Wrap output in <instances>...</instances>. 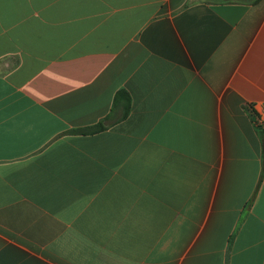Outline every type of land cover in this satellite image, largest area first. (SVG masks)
I'll use <instances>...</instances> for the list:
<instances>
[{"label": "crops", "instance_id": "0c3cea01", "mask_svg": "<svg viewBox=\"0 0 264 264\" xmlns=\"http://www.w3.org/2000/svg\"><path fill=\"white\" fill-rule=\"evenodd\" d=\"M260 121L264 0H0V264H264Z\"/></svg>", "mask_w": 264, "mask_h": 264}, {"label": "trees", "instance_id": "16d2710c", "mask_svg": "<svg viewBox=\"0 0 264 264\" xmlns=\"http://www.w3.org/2000/svg\"><path fill=\"white\" fill-rule=\"evenodd\" d=\"M102 129H103V126L101 124H99V125L95 126L94 128H92L90 130V132H98V131H100Z\"/></svg>", "mask_w": 264, "mask_h": 264}, {"label": "built area", "instance_id": "2783aa9c", "mask_svg": "<svg viewBox=\"0 0 264 264\" xmlns=\"http://www.w3.org/2000/svg\"><path fill=\"white\" fill-rule=\"evenodd\" d=\"M263 123H264V121H260V122H259V124H261V125H262Z\"/></svg>", "mask_w": 264, "mask_h": 264}]
</instances>
